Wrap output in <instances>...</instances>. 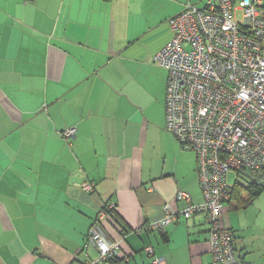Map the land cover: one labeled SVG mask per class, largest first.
<instances>
[{"label": "crops", "instance_id": "1", "mask_svg": "<svg viewBox=\"0 0 264 264\" xmlns=\"http://www.w3.org/2000/svg\"><path fill=\"white\" fill-rule=\"evenodd\" d=\"M204 1L0 0V264L94 261V229L116 247L102 264L211 263L204 214L182 216L179 194L204 199L152 59ZM263 195L222 210L240 264H264ZM166 206L176 221L150 228Z\"/></svg>", "mask_w": 264, "mask_h": 264}, {"label": "built area", "instance_id": "2", "mask_svg": "<svg viewBox=\"0 0 264 264\" xmlns=\"http://www.w3.org/2000/svg\"><path fill=\"white\" fill-rule=\"evenodd\" d=\"M169 26L172 39L152 58L167 72L165 129L193 152L204 199L193 206L179 194L188 202L182 216L204 214L210 264H240L233 232L220 219L235 183H259L264 173V0H205L200 9L186 4ZM63 136L72 138L74 130ZM168 210L150 228L173 224L177 217ZM90 242L98 256L84 264L116 256L96 229Z\"/></svg>", "mask_w": 264, "mask_h": 264}, {"label": "trees", "instance_id": "3", "mask_svg": "<svg viewBox=\"0 0 264 264\" xmlns=\"http://www.w3.org/2000/svg\"><path fill=\"white\" fill-rule=\"evenodd\" d=\"M172 37H173V35H172ZM263 191H264V174H263L262 180L259 181V183L253 182V183H247L245 185L244 184L242 185L239 182L238 183L236 182L235 185L233 186L232 190H231L232 199H231L230 203H228V204H231V203H234L235 201H238V203L242 204L241 206L244 207V206L250 204L252 202V200L255 197H257ZM240 193H243L244 196ZM233 236H234V234H233Z\"/></svg>", "mask_w": 264, "mask_h": 264}, {"label": "rangeland", "instance_id": "4", "mask_svg": "<svg viewBox=\"0 0 264 264\" xmlns=\"http://www.w3.org/2000/svg\"><path fill=\"white\" fill-rule=\"evenodd\" d=\"M197 8H199V9L202 8V4H201V5L198 4ZM186 151H188V152H190V153H193L192 151H189V150H186ZM230 182H231V184H233V178H230ZM262 198H264V195H263Z\"/></svg>", "mask_w": 264, "mask_h": 264}, {"label": "bare ground", "instance_id": "5", "mask_svg": "<svg viewBox=\"0 0 264 264\" xmlns=\"http://www.w3.org/2000/svg\"><path fill=\"white\" fill-rule=\"evenodd\" d=\"M192 6H194V5H192ZM196 7H197V6H196ZM178 15H179V14H178ZM176 16H177V15H176ZM176 16H175V17H176Z\"/></svg>", "mask_w": 264, "mask_h": 264}]
</instances>
